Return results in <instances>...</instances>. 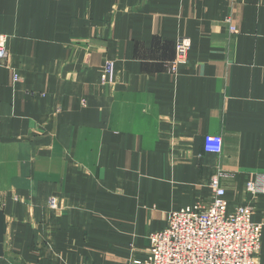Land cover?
<instances>
[{
    "label": "crops",
    "instance_id": "obj_1",
    "mask_svg": "<svg viewBox=\"0 0 264 264\" xmlns=\"http://www.w3.org/2000/svg\"><path fill=\"white\" fill-rule=\"evenodd\" d=\"M0 35V264L142 262L215 177L264 188V0H0Z\"/></svg>",
    "mask_w": 264,
    "mask_h": 264
},
{
    "label": "built area",
    "instance_id": "obj_2",
    "mask_svg": "<svg viewBox=\"0 0 264 264\" xmlns=\"http://www.w3.org/2000/svg\"><path fill=\"white\" fill-rule=\"evenodd\" d=\"M235 32V28L231 27ZM191 40L181 37L176 44L174 65L189 61ZM0 60L9 61L6 36L0 35ZM105 72L112 74L113 63L106 61ZM19 77L15 75L14 81ZM204 150L220 155L223 140L220 136H207ZM262 181L250 179L246 191L251 194V204L262 188ZM210 188L212 196L169 214L168 225L149 236L148 257L142 262L128 264H259L263 226L252 221L251 204L232 208L226 200V191L215 177ZM49 206L56 207L53 201Z\"/></svg>",
    "mask_w": 264,
    "mask_h": 264
},
{
    "label": "rangeland",
    "instance_id": "obj_3",
    "mask_svg": "<svg viewBox=\"0 0 264 264\" xmlns=\"http://www.w3.org/2000/svg\"><path fill=\"white\" fill-rule=\"evenodd\" d=\"M6 39H7V44H8V38L6 37ZM7 50H8V48H7ZM9 62V61H8ZM8 62H6L5 63V61L4 62H2V60H0V64H2V65H8ZM20 78V77H19ZM259 193H264V188L262 189V188H259L258 189V194ZM167 225H168V222H167ZM167 227V226H166ZM163 231V230H162ZM161 232V231H160ZM153 234V233H152ZM136 261V260H135ZM138 263L140 262V261H137Z\"/></svg>",
    "mask_w": 264,
    "mask_h": 264
}]
</instances>
